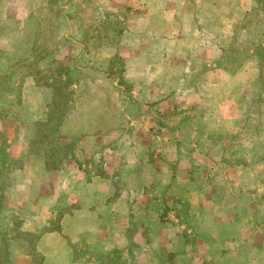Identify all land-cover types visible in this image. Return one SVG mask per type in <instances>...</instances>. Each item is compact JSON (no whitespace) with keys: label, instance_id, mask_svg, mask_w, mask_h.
<instances>
[{"label":"rangeland","instance_id":"rangeland-1","mask_svg":"<svg viewBox=\"0 0 264 264\" xmlns=\"http://www.w3.org/2000/svg\"><path fill=\"white\" fill-rule=\"evenodd\" d=\"M46 159L107 190L76 264H264V0H0V264L74 209Z\"/></svg>","mask_w":264,"mask_h":264},{"label":"crops","instance_id":"crops-1","mask_svg":"<svg viewBox=\"0 0 264 264\" xmlns=\"http://www.w3.org/2000/svg\"><path fill=\"white\" fill-rule=\"evenodd\" d=\"M17 105L22 106L23 103H17ZM26 111L28 112V110ZM43 172L51 174L55 179V186L53 187L52 194L49 195L53 196V198L51 200V198L47 199V197H44L45 201L43 204L45 206L50 204L51 206L55 205L52 206V208L56 209L55 207L60 208L62 205L66 204H76L70 205L74 206V209L61 217L59 227L56 229L45 230L40 233L39 237H37L35 247L43 256L42 264H76L75 259H73L75 256V244L81 240L85 241L89 250L95 251L94 249H98L99 252L105 251L108 248V237L105 235V227L108 223V219L105 216L108 208L107 204L109 203L107 201L106 187L104 190L101 189V191H99L100 194H98L94 192L90 183L91 181L88 180L87 184L85 183V185H83L85 194L83 195L82 200L76 202L77 198L73 197L72 200H69V203H66L64 197L60 194V189L63 188L61 182L65 171L62 168L53 171L41 170L40 174L43 175ZM24 187L25 192L27 193L25 196L27 200L29 199L31 189H29L27 184H24ZM101 194H104V196ZM43 195L46 196L47 194ZM30 196H33V194ZM98 213L105 214V216L99 217V222H97L96 219L98 216H100ZM92 217H95V219ZM92 234L95 236V238L91 236ZM114 239L116 240L118 238H113V236H110V240ZM119 239L122 240V237H119ZM90 241H95V243H98L99 246H94L91 248L89 245ZM13 257L14 258L9 264H31V255L28 252H19L17 254H13Z\"/></svg>","mask_w":264,"mask_h":264},{"label":"trees","instance_id":"trees-1","mask_svg":"<svg viewBox=\"0 0 264 264\" xmlns=\"http://www.w3.org/2000/svg\"><path fill=\"white\" fill-rule=\"evenodd\" d=\"M49 121L47 120L46 122H42L41 124H46V123H48ZM61 125V123L60 124H58V126H60ZM45 166H47L46 167V170L47 171H53V170H57V169H59L58 168V166H57V164H56V161L55 160H48V159H46L45 160ZM45 230H48V229H43V231H45ZM42 231V232H43ZM41 232V233H42ZM36 240H37V238H36ZM38 254H39V256L41 257V261H43V256L39 253V251L37 252Z\"/></svg>","mask_w":264,"mask_h":264}]
</instances>
